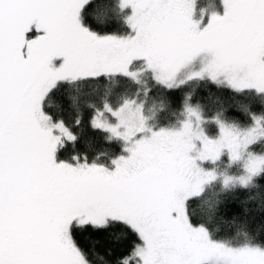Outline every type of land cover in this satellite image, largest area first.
<instances>
[{"label": "snow or ice", "instance_id": "6c2138e0", "mask_svg": "<svg viewBox=\"0 0 264 264\" xmlns=\"http://www.w3.org/2000/svg\"><path fill=\"white\" fill-rule=\"evenodd\" d=\"M220 3L0 0V264H95L92 237L114 233L105 264H264V235L219 238L190 213L217 179L264 188V0ZM196 82L261 110L239 106L241 123L191 91L177 106L170 93ZM84 84L103 85L99 102ZM84 109L117 152L77 151Z\"/></svg>", "mask_w": 264, "mask_h": 264}, {"label": "trees", "instance_id": "16d2710c", "mask_svg": "<svg viewBox=\"0 0 264 264\" xmlns=\"http://www.w3.org/2000/svg\"><path fill=\"white\" fill-rule=\"evenodd\" d=\"M217 7L222 11L220 0H216ZM119 15L113 9L105 18L101 16L99 21L101 24L108 23L112 20H119ZM109 30L115 31L113 26ZM81 87V85L73 86ZM153 91L148 98L145 105V113L151 115L149 109L154 103H158L164 94L163 90L152 85ZM82 88L85 92L90 93V100L99 102L103 94V85L84 84ZM128 89L129 92L135 89V85L124 82L121 84V90ZM194 93L195 101L201 103L205 111L213 114L221 103L230 107L229 116L240 121L247 122V117L243 116L239 111V106L249 104L253 111L259 112V102L244 96L233 94L231 91L219 89L210 82H196L182 87L179 90L170 93L175 100L177 106L180 99L187 92ZM68 92L61 88L53 97V102L62 106L64 118L71 123L76 115L75 111L69 107V100L67 99ZM115 99V97H113ZM91 113L88 109H84L83 125L80 132V140L77 143V151H87L89 157L95 151L102 148H107L111 152H117L118 146H111L106 144L101 139V133L94 131L89 126V117ZM164 116L167 113L163 114ZM160 118H163L161 116ZM91 144V148H89ZM67 154V153H66ZM226 200V203L223 201ZM221 203L219 207L218 203ZM243 212V214H241ZM190 213L194 216L196 222L207 221L209 229L212 233L223 239H237L243 240L247 236H261L264 235V188H253L250 190H242L239 187L225 191L220 179L206 185L202 195L198 200L190 203ZM210 218V219H209ZM115 233L112 236L108 234H100L92 237V242L95 243L93 249V259L95 264H105L110 257L107 255L112 251L114 255H119L122 248L121 242L115 240ZM103 257V260L100 258Z\"/></svg>", "mask_w": 264, "mask_h": 264}, {"label": "rangeland", "instance_id": "374dc122", "mask_svg": "<svg viewBox=\"0 0 264 264\" xmlns=\"http://www.w3.org/2000/svg\"><path fill=\"white\" fill-rule=\"evenodd\" d=\"M220 4H221V3H220ZM217 167H219L221 171H224V168H223L222 165H218ZM206 185H207V184H206ZM206 185L204 186V188L206 187Z\"/></svg>", "mask_w": 264, "mask_h": 264}]
</instances>
